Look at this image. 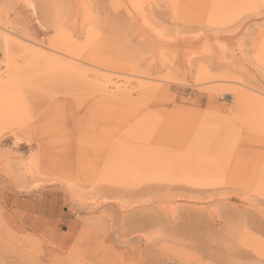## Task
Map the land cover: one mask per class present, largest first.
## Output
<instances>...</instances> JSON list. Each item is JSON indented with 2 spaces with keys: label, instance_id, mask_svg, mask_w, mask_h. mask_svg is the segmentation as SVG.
<instances>
[{
  "label": "rangeland",
  "instance_id": "1",
  "mask_svg": "<svg viewBox=\"0 0 264 264\" xmlns=\"http://www.w3.org/2000/svg\"><path fill=\"white\" fill-rule=\"evenodd\" d=\"M218 1L0 0V264H264V0Z\"/></svg>",
  "mask_w": 264,
  "mask_h": 264
},
{
  "label": "bare ground",
  "instance_id": "2",
  "mask_svg": "<svg viewBox=\"0 0 264 264\" xmlns=\"http://www.w3.org/2000/svg\"><path fill=\"white\" fill-rule=\"evenodd\" d=\"M222 1V2H221ZM232 1V0H231ZM241 2V1H240ZM242 2H243V0H242ZM233 4H234V2H232ZM245 3H247V1L246 2H244V4H243V6H245L246 4ZM233 4H229V3H226V2H224V0H219L218 2H214V4H213V9H216L217 11H220V10H222V9H229V8H233L234 6H233ZM238 5V4H237ZM237 5H236V7H237ZM239 5L240 6H242L240 3H239ZM233 9H235V8H233ZM214 12V11H213ZM216 13V12H215ZM214 13V14H215ZM229 13H231V12H229ZM226 15H229V14H227V12H226ZM215 16V15H214ZM217 17H221L220 15L219 16H217ZM223 18H225V17H223ZM10 63V66H9V70L12 72V73H16V66H13V65H11V61L9 62ZM15 64V63H14ZM18 70V69H17ZM22 96L23 95H17V94H15V95H12V99L13 100H15V103L14 104H12V106H14V107H17V108H24L25 107V105H24V103H23V101H22ZM41 97V96H40ZM22 101V102H21ZM20 143V142H19ZM17 144V143H16ZM144 157V155H139V158L140 159H142ZM260 165V164H259ZM261 168V167H260ZM20 172V171H19ZM30 174V173H29ZM26 240V239H25ZM28 241V240H27ZM30 242V241H29Z\"/></svg>",
  "mask_w": 264,
  "mask_h": 264
}]
</instances>
